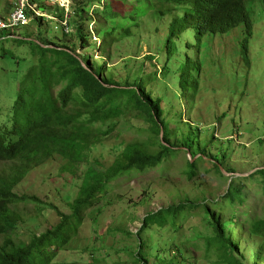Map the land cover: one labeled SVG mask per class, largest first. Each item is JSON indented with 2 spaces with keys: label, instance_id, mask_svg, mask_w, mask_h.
I'll return each mask as SVG.
<instances>
[{
  "label": "rangeland",
  "instance_id": "rangeland-1",
  "mask_svg": "<svg viewBox=\"0 0 264 264\" xmlns=\"http://www.w3.org/2000/svg\"><path fill=\"white\" fill-rule=\"evenodd\" d=\"M106 2L110 7L113 3H121L122 6L118 8L119 14L123 18L129 17V10L133 6L130 0ZM14 3L15 0H0V17L8 13ZM77 4V0H33V3L28 5V10L37 17L36 19L44 20L40 22V26L36 22L30 23L15 29L13 35H0V48L5 46V52L13 56L6 59L0 55V112L3 119H8L7 109L13 103L16 77L25 72L31 61L20 62L18 75L15 71L12 72L10 67L16 56L25 55L26 51L30 57L29 51L33 50L27 45L14 48L15 45L10 39H4L30 37L34 41V33L36 35L40 32L38 41L43 48L56 45L69 51L73 50L72 53L77 56L83 57L88 54L90 58L88 61L92 65L105 58L108 67H119L123 65L124 60H128L126 70L115 76L117 82L119 77L127 72L135 77L140 69L145 71L147 76L151 75L150 83L153 85L151 88H155L154 94L164 97L162 100L164 108L175 106V111H182L181 119L170 125L172 128L170 132L172 131L175 137L176 129L181 127L180 135L177 137L182 138L185 135L192 146L195 142L193 146L195 148L192 147L189 152L196 166L189 167L186 172L191 175L197 169V173L192 179L180 175L179 167L186 161L188 155L182 147L175 152L179 154L171 157L167 165H162L163 167L151 168L144 173L132 171L116 178L110 187L113 184L117 187L113 185L101 193L99 201H95L94 205L84 212L83 222L76 233L71 231L66 236L67 243L64 246L57 245V257L53 264H134L133 254L140 249L136 230L142 225L147 213L178 204L186 199L196 203L208 200L211 201L208 203L211 207L215 206L214 200L220 201L219 196L226 191L228 178L231 176L225 175L226 178H222L215 168V171L213 170V164L209 161L213 156H217L223 162L222 168L225 172L238 173L232 176L234 184L231 195L234 203L224 201L221 211L215 209V213H221V220L228 222L227 228L233 230V234L230 233V240L235 244L238 242L241 226L244 232L240 245L245 248L244 252L252 251L264 243L258 236L254 237L256 243L253 241L248 243L246 239L249 237L252 223L264 218V184L253 183L251 179L255 176L250 175L255 169H264V0H250L247 3L254 22L253 36L248 46V64L242 59L240 52L246 37L243 26L234 28L226 34L208 37L202 41L201 47L198 46L196 38L187 39V34L184 33L182 40L187 39L189 48L184 46L185 42L180 44L175 40L180 48V53H175L179 60L170 55L171 61L168 62L173 73L183 75V82L178 83L172 73L165 75L167 62L165 58L169 56L166 50L159 54V60L151 58L162 45L170 23L169 9L161 8V13L152 10L162 6L158 0H145L140 3L141 9H147L149 6L150 8L137 17V23L131 29L134 37L119 40L121 32L117 31L115 34L118 35L113 36L116 40L107 41L106 47L100 46L101 41L92 37L90 42L96 46L93 52H87V49L80 45L76 33L70 37L72 28L68 35L62 31L67 29L66 22L69 17L71 19L72 8ZM103 4L104 1L100 0L91 7L90 12ZM164 13L168 14L162 18ZM30 20V17L26 18L27 23ZM2 25L0 23V26ZM88 29L89 26L85 30ZM33 61L36 63L37 59L34 58ZM30 69L31 75L37 71L36 65ZM12 73L16 76H12ZM153 73L157 77H154ZM165 78L172 81H163ZM173 83H177L178 87L173 86ZM58 87L59 83H55L52 91L55 92ZM191 93H195V96L190 99ZM179 95L183 97L180 99ZM133 122L136 121L133 119ZM131 124L132 121L120 119L116 128L107 137L96 139L97 149L93 153L86 152L88 160L99 157L106 165L110 164L115 145L125 146L132 140H146L148 132L138 133ZM197 136L200 138L197 139ZM211 137L214 140H211ZM204 147L206 152L202 160V155L194 151ZM40 160L46 163L33 170L15 190L19 196L34 197L41 203L20 205L16 208L25 221L18 226L15 233H12L16 242L28 243L34 234L39 235L60 222L57 213L43 208V205H51L59 212L70 214V204L81 186L79 177L82 171H78L77 177L73 178L69 172L62 170L65 161L60 157L49 156ZM166 166L169 170L163 177L164 175L160 174ZM9 167L10 165H2L0 169L7 171ZM81 168L85 170V167ZM237 191L242 193V203H239L241 198L237 196ZM67 195H71V198L67 199ZM102 198L106 199L100 201ZM203 216L204 210L192 209L186 216H179L176 224L167 223L164 227L166 229L162 228L164 230L161 232L147 229L144 237L148 241V235L152 232L154 247L157 246L154 250L150 248L151 239L146 245L149 260L153 262L157 253L163 252L160 250L164 247L171 253L176 246V249L177 247L182 249L181 253L200 258L197 264H226L216 262L218 255L214 246H211L210 252L206 251L205 235L210 233L211 229L209 230L210 226L203 221ZM232 220L236 223L234 224ZM158 228H160L158 224L152 226V229ZM200 232L204 235L199 236ZM250 244L255 247H250ZM192 261L194 258H191ZM247 264L256 262L252 259Z\"/></svg>",
  "mask_w": 264,
  "mask_h": 264
},
{
  "label": "trees",
  "instance_id": "trees-1",
  "mask_svg": "<svg viewBox=\"0 0 264 264\" xmlns=\"http://www.w3.org/2000/svg\"><path fill=\"white\" fill-rule=\"evenodd\" d=\"M28 1L15 0L13 7L11 6L12 9L10 8L8 13L0 17V23L5 25L0 29V35H13L15 29L30 23L36 22L40 26V22L44 20L36 19L37 17L31 14L28 5L32 4L33 0ZM99 1L77 0V6L72 8L71 19L69 17L66 22L67 29H62L63 33L68 35L72 28L73 32L70 37L76 33L77 40L87 49V52H93L96 47L90 42L92 37L100 40V46L104 45V47L108 46L107 41L116 40L113 36L117 31L121 32L119 40L134 37L131 29L136 25L137 17L150 8L149 6L147 9H141L140 3L145 0H130L133 6L129 10V17L123 18L118 12L119 6H122L121 3H113L110 7L109 3L103 0V6L90 12L91 7ZM158 1L162 6L152 10H158L161 13V8L169 9L170 23L162 45L156 49L151 58L159 60V54L163 50L168 52L169 56L165 58L167 61L165 75L172 73L177 83L183 82V75L173 73L168 63L171 61V56H175L176 52L180 53L179 44H176L175 40L180 44L185 42L184 46L189 48L187 39L196 38L198 46L201 47L204 39L229 33L239 26H243L246 30V37L241 45V57L247 64L249 63L248 46L254 27L247 8L250 0ZM17 8L19 10H16ZM16 13L20 15V19L14 18ZM168 13H164L162 18H165ZM27 17L31 18L28 23L26 22ZM88 26L89 29L85 30ZM184 33L187 34L186 40H182ZM40 34V32L36 35L34 33V41L30 37L4 39H10L15 45L14 48L27 45L33 50L29 51L30 57L25 51V55H18L14 58V63L10 68L12 72H16V75L20 74L18 66L21 61H31V63L24 73L16 77L17 85L13 103L7 109L9 110L8 119H3L0 112V167L10 165L7 171L0 169V238H2L0 264H53L57 257V245L64 246L67 243L66 236L71 231L76 233L77 228L83 222L84 212L92 207L95 201H99L98 197L101 193L113 187L114 184L111 187L110 184L116 178L132 171L144 173L148 169L167 165L171 157L179 154L175 153L176 150L182 147L188 155H186V161L179 167L180 175H186L192 179L197 173V169L191 175L186 172L189 167L196 166L189 152L195 142L192 146L185 135L182 138L177 137L180 135L181 127L176 129L175 137L172 131L170 132L172 130L170 125L181 119L182 111H175V106L164 108L162 104L164 97L154 94L155 88H151L153 86L150 83L151 75L147 76L145 71L140 69L135 77L127 72L120 76L117 82L115 76H119L120 72L126 70V66L129 65L128 60H124L123 65L119 67H108L105 58L92 65L88 61L90 59L88 54L83 57L77 56L72 53L73 50L69 51L56 45L43 48L38 41ZM117 35L115 34L114 37ZM5 50V46L0 48L1 58H13L12 54L6 53ZM175 57L179 60L177 56ZM34 58L37 59L36 63L33 61ZM33 65H36L37 71L31 75L30 67ZM16 75L12 73V76ZM152 75L157 77L155 73ZM165 80L172 81L168 78L163 79ZM55 83H59V87L53 92L52 88ZM177 83H173V86L178 87ZM160 84L162 86V83ZM190 95V99L194 98L195 93ZM182 97L183 95L178 96L180 99ZM123 118L126 122L132 121L131 127L135 128L138 133L147 131L149 134L147 139L132 140L125 146L115 145L112 149L114 154L110 164L106 165L100 160L101 158L93 157V155V159L89 161L86 152L93 153L97 149L96 139L107 137ZM133 119L136 122H133ZM198 137L200 138V136L196 138ZM101 147L103 148L104 145ZM196 151L202 155L203 160L205 147L198 148L194 152ZM49 156H57L64 160L62 170L69 172L73 178L77 177L78 171H82L79 177L81 186L70 204L71 213H62L56 207L43 205V208L55 211L60 217V222L39 235L34 234L28 243L16 242L12 233L16 232L20 224L25 223L22 214L16 208L20 205L41 203L34 197L19 196L15 190L33 170L46 163L40 159ZM209 161L213 164V170L215 168L222 178H226L222 172L223 162L217 156H213V159ZM81 167H85V170ZM168 170L166 166L160 175L165 177ZM231 172L233 176L238 174ZM250 175L255 176L251 179L253 183L264 184V177H262L264 169H255ZM233 184L231 176L228 178L226 191L219 196L220 201L214 200V207L208 204L211 203L208 200L196 203L186 199L178 204H171L158 211L147 213L142 225L136 230L140 249L133 254L132 262L134 264H197L200 258L187 256L181 253V248L176 249V246L171 253L167 252L165 247L163 250L158 247L166 254L157 253L156 259L154 258L151 262L147 257L146 245L151 239L150 248L154 250L157 246L154 247L152 232L148 235V241L143 234L147 229L161 232L166 229L164 227L167 223L176 224L179 216H186L192 209H201L204 210L203 221L210 226L209 230L211 229V232L205 235L206 251L210 252L211 246H214L218 255L217 263L247 264L253 259L256 264H264V243L252 251L244 252L245 248L240 245L243 242L244 229L239 227V240L236 244L233 243L230 240V233L233 234V230L227 228V221L221 220L220 212L215 213V209L222 210L224 201L234 203L231 195ZM237 196L242 197L241 191H237ZM69 198L71 195H67V199ZM242 202L243 198L239 203ZM232 221L236 223L235 220ZM154 224H158L160 228L152 229ZM198 235L204 234L200 232ZM248 235L249 237L246 238L248 243L254 242V237L257 236L264 241V218L252 223ZM160 241L161 239L158 243ZM250 247L255 246L250 244ZM191 258H194V261L191 262Z\"/></svg>",
  "mask_w": 264,
  "mask_h": 264
},
{
  "label": "bare ground",
  "instance_id": "bare-ground-1",
  "mask_svg": "<svg viewBox=\"0 0 264 264\" xmlns=\"http://www.w3.org/2000/svg\"><path fill=\"white\" fill-rule=\"evenodd\" d=\"M14 18H16V19H20L21 17H20L19 14L16 13V14H14ZM2 24H3V23H2ZM2 26H3V27L0 26V29L5 27L4 24H3ZM222 172H223L224 175H227V176H233V175H234V174H227L224 170H222ZM235 176H236V174H235Z\"/></svg>",
  "mask_w": 264,
  "mask_h": 264
},
{
  "label": "built area",
  "instance_id": "built-area-1",
  "mask_svg": "<svg viewBox=\"0 0 264 264\" xmlns=\"http://www.w3.org/2000/svg\"><path fill=\"white\" fill-rule=\"evenodd\" d=\"M1 27H3V26H1Z\"/></svg>",
  "mask_w": 264,
  "mask_h": 264
}]
</instances>
